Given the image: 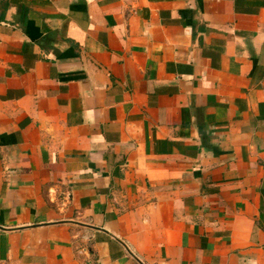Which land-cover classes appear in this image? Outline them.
<instances>
[{
  "label": "crops",
  "instance_id": "0c3cea01",
  "mask_svg": "<svg viewBox=\"0 0 264 264\" xmlns=\"http://www.w3.org/2000/svg\"><path fill=\"white\" fill-rule=\"evenodd\" d=\"M0 264H264V0H0Z\"/></svg>",
  "mask_w": 264,
  "mask_h": 264
}]
</instances>
